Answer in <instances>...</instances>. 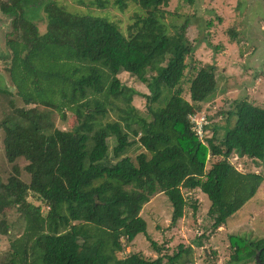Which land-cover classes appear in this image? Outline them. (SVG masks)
<instances>
[{
	"label": "trees",
	"instance_id": "obj_1",
	"mask_svg": "<svg viewBox=\"0 0 264 264\" xmlns=\"http://www.w3.org/2000/svg\"><path fill=\"white\" fill-rule=\"evenodd\" d=\"M32 1L41 2L36 12L28 10ZM77 1L103 9L110 0ZM129 2L143 13L135 14L125 34L107 17L71 12L58 0H0L11 25L8 76L24 104L33 105L13 108L0 121L8 162L23 158L29 174L23 181L13 164L6 180L0 178V232L9 236L0 264H193L191 247L179 246L165 262L164 254L149 259L116 253L122 239L129 243L146 233L140 211L157 193L182 206L183 189H199L210 201L207 213L217 230L264 181V173L244 172L229 162L233 153L264 160V107L233 100L232 126L220 138L200 140L189 116L215 91V66L197 69L189 100L184 98L186 59L195 49L184 35L187 25L169 31L162 8L168 0L111 3L122 10ZM40 11L44 32L35 23ZM78 35L85 36L83 43L75 42ZM120 72L147 87L146 114L132 105L138 92L121 83ZM54 111L75 116L72 133L54 127ZM131 137L142 148L134 157L124 155ZM108 138L115 142L111 151ZM31 193L47 207L45 213L28 199ZM11 210L18 215L17 234L8 231ZM228 242L227 264L264 260V236L232 234Z\"/></svg>",
	"mask_w": 264,
	"mask_h": 264
},
{
	"label": "rangeland",
	"instance_id": "obj_2",
	"mask_svg": "<svg viewBox=\"0 0 264 264\" xmlns=\"http://www.w3.org/2000/svg\"><path fill=\"white\" fill-rule=\"evenodd\" d=\"M74 13L98 15L117 23L127 34V26L135 20V14L143 10L134 2H129L126 8L120 10L109 1L105 8L80 4L77 0H58ZM86 2L88 0H85ZM33 2V3H32ZM28 7L36 12L41 2L32 1ZM165 11L164 21L170 32H176L181 25L186 24L184 35L194 45L193 53L187 57L188 64L182 79V96L189 100V81L197 69L204 64H213L216 72V89L205 101L199 104L196 113L205 118L207 128L201 138L213 134L220 138L227 127H231L230 117L232 102L245 98L255 105L264 107V2L262 0H168L162 7ZM35 14V13H34ZM10 20L0 12V54L6 52L5 40L11 30ZM39 30L44 32L46 20L42 11L35 21ZM85 36L78 35L76 43H83ZM8 57L0 58V73L10 91L0 93V121L13 112V108H29L16 94V89L8 77ZM121 83L132 87L138 93L132 96L131 103L141 113L146 114L147 87L134 75L120 72ZM13 103V105H11ZM113 118V115H110ZM109 118V119H110ZM54 127L72 133L76 126L75 116L66 111L62 115L54 111L49 116ZM229 125V126H228ZM3 133L0 129V178L5 181L12 172V165L17 164L20 178L28 182L29 174L24 170L26 161L18 158L9 163L4 152ZM128 146L124 155L134 157L142 150L136 139ZM137 138V137H136ZM109 150L114 145V139H107ZM217 159V158H216ZM237 169L244 172L264 173V160L255 161L247 156L232 154L229 158ZM184 204L173 206L162 193L154 195L143 205L140 215L146 222V233L138 234L132 242L122 239V248L116 253L124 257L131 253H140L145 258L154 259L163 255H173L180 247H191L193 264H227L231 248L228 236L239 234L256 239L264 236V181L256 194L247 201L225 224L217 230L211 228L212 219L207 210L210 204L207 196L199 189H183ZM33 204L40 205L43 213L47 207L33 193L28 198ZM195 206V208H194ZM18 215L11 210L6 215L10 234L20 232L17 222ZM154 241L160 247V252L151 245ZM199 243V245L197 244ZM9 249V236L0 232V260ZM243 264H255L249 261Z\"/></svg>",
	"mask_w": 264,
	"mask_h": 264
},
{
	"label": "built area",
	"instance_id": "obj_3",
	"mask_svg": "<svg viewBox=\"0 0 264 264\" xmlns=\"http://www.w3.org/2000/svg\"><path fill=\"white\" fill-rule=\"evenodd\" d=\"M189 119L192 123V129L194 130L196 135L199 137V139L203 141V139L201 138V134L203 130L205 129L204 128L205 123H206L205 118L202 115L195 112L194 114L189 116Z\"/></svg>",
	"mask_w": 264,
	"mask_h": 264
},
{
	"label": "flooded vegetation",
	"instance_id": "obj_4",
	"mask_svg": "<svg viewBox=\"0 0 264 264\" xmlns=\"http://www.w3.org/2000/svg\"><path fill=\"white\" fill-rule=\"evenodd\" d=\"M4 15V14H3ZM6 16V15H5ZM8 19H9V17L8 16H6ZM10 20V19H9ZM10 22V21H9ZM5 46H6V40H5ZM4 55V58H6V57H8V55H9V52H8V49H7V46H6V52L4 53H1L0 54V58H1V56H3ZM9 77V76H8ZM7 91H10L8 88H7V86H6V82H5V80H4V78L2 77V74L0 73V93H3L4 94V92H7ZM255 262V264H264V260L263 261H254Z\"/></svg>",
	"mask_w": 264,
	"mask_h": 264
},
{
	"label": "water",
	"instance_id": "obj_5",
	"mask_svg": "<svg viewBox=\"0 0 264 264\" xmlns=\"http://www.w3.org/2000/svg\"><path fill=\"white\" fill-rule=\"evenodd\" d=\"M256 260H257V261H259V258H258V257H256ZM261 264H262V263H261Z\"/></svg>",
	"mask_w": 264,
	"mask_h": 264
}]
</instances>
